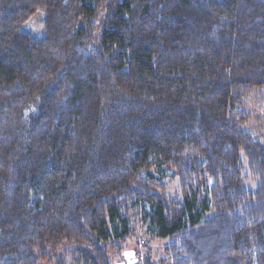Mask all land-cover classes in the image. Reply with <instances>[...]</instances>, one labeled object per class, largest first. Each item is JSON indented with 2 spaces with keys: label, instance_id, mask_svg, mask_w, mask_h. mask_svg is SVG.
I'll return each mask as SVG.
<instances>
[{
  "label": "trees",
  "instance_id": "1",
  "mask_svg": "<svg viewBox=\"0 0 264 264\" xmlns=\"http://www.w3.org/2000/svg\"><path fill=\"white\" fill-rule=\"evenodd\" d=\"M252 106L264 0H0V264H116L140 210L160 264H264Z\"/></svg>",
  "mask_w": 264,
  "mask_h": 264
},
{
  "label": "rangeland",
  "instance_id": "2",
  "mask_svg": "<svg viewBox=\"0 0 264 264\" xmlns=\"http://www.w3.org/2000/svg\"><path fill=\"white\" fill-rule=\"evenodd\" d=\"M45 19L44 11H37L29 20H27L20 28L23 33H28L36 39H41L45 36ZM99 30L95 31L98 35ZM251 112L253 118L251 120L250 128L253 133L259 137L264 138V113L259 107L252 106ZM168 186V195L173 196L177 194L178 182L176 178L169 177L165 179ZM244 184L247 188L255 190L256 181L248 174L247 169L244 170ZM133 236H131L125 244L122 260H115L116 264H142L148 261L151 264H160L161 260L166 256L163 253L166 241L152 240L147 233L148 225L143 220L142 211L133 213L130 217ZM69 247V246H68Z\"/></svg>",
  "mask_w": 264,
  "mask_h": 264
}]
</instances>
